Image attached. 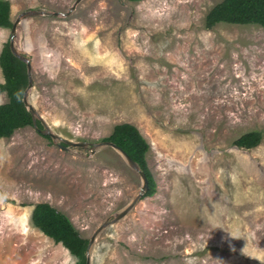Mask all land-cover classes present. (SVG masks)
Wrapping results in <instances>:
<instances>
[{"label": "rangeland", "instance_id": "1", "mask_svg": "<svg viewBox=\"0 0 264 264\" xmlns=\"http://www.w3.org/2000/svg\"><path fill=\"white\" fill-rule=\"evenodd\" d=\"M5 1L20 22L14 38L0 27V56L12 40L30 61L43 128L0 138V264H78L34 227L39 203L89 241L109 223L90 264H264V139L233 145L264 133V29L207 30L223 0ZM125 123L150 144L157 192L114 222L143 187L103 144Z\"/></svg>", "mask_w": 264, "mask_h": 264}, {"label": "trees", "instance_id": "2", "mask_svg": "<svg viewBox=\"0 0 264 264\" xmlns=\"http://www.w3.org/2000/svg\"><path fill=\"white\" fill-rule=\"evenodd\" d=\"M140 1V0H139ZM221 23L240 26H259L264 29V0H223L206 16L205 27L213 29ZM11 5L0 0V27L12 28ZM4 83H0V94L6 93L8 102L0 105V138H10L18 129L27 126L43 128L41 121L34 119L24 103L29 86L26 63L22 62L7 44L0 56ZM264 139L263 132H250L238 138L233 145L239 149H254ZM104 141L112 142L134 160L148 177L150 189L144 198L153 197L157 184L147 164L150 144L139 129L130 123L116 125L112 135ZM32 223L56 243H61L78 259V264H87L89 240L81 236L71 220L48 203H39L32 214Z\"/></svg>", "mask_w": 264, "mask_h": 264}, {"label": "water", "instance_id": "3", "mask_svg": "<svg viewBox=\"0 0 264 264\" xmlns=\"http://www.w3.org/2000/svg\"><path fill=\"white\" fill-rule=\"evenodd\" d=\"M35 14H37V13H33V12H30V13H25L24 15H23V17H25V16H29V15H35ZM19 22H20V20L18 19L17 21H16V23H14V25H13V27H12V38H14V36L16 35V29H17V25L19 24ZM10 47H11V50H12V52L16 55V56H18L19 58H21L18 54H17V52H16V49H15V47H14V42L11 40V45H10ZM23 60H25L27 63H28V75H29V86H28V89H27V91L25 92V97H24V103H25V105H26V107H29V111L32 113V115H33V117H34V119H35V115H36V111H35V109L32 107V106H30L29 105V103H28V90L29 89H31L32 88V86H33V76H32V67H31V63H30V61H27L26 59H24L23 58ZM35 126H36V122H35ZM37 127V126H36ZM39 131H41V133H43V134H46V135H50V136H52L53 138H55V139H58V136H56V135H54V134H52L51 132H50V130H46V131H43V130H39ZM85 144L86 143H78V144H76V145H78V146H80V147H84L85 146ZM103 144H106V145H110V146H112V147H114V148H116V149H118L122 154H123V156L126 158V160L130 163V165L134 168V169H136L137 171H138V173L140 174V176L142 177V179H143V187H142V189H141V191H140V194L136 197V199L134 200V202L125 210V211H123L122 213H120L117 217H116V219L114 220V222H116V221H118V220H120V219H122L129 211H131V209L139 202V201H141V199L144 197V195L149 191V189H150V184H149V180H148V177H147V175L145 174V172H143L141 169H140V167L138 166V164L134 161V160H132L124 151H122L118 146H116L114 143H112V142H105V143H103ZM102 144V145H103ZM113 223V222H112ZM109 223H106L105 225H103L96 233H95V235L93 236V238L89 241V245H88V249H87V264H90V258H89V253H90V249H91V247H92V245L94 244V241H95V238L97 237V235L102 231V229L103 228H105L107 225H108Z\"/></svg>", "mask_w": 264, "mask_h": 264}]
</instances>
